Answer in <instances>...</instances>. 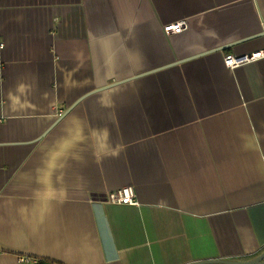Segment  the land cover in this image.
Listing matches in <instances>:
<instances>
[{"label":"crops","instance_id":"1","mask_svg":"<svg viewBox=\"0 0 264 264\" xmlns=\"http://www.w3.org/2000/svg\"><path fill=\"white\" fill-rule=\"evenodd\" d=\"M259 52L264 0H0V264L261 255Z\"/></svg>","mask_w":264,"mask_h":264},{"label":"built area","instance_id":"2","mask_svg":"<svg viewBox=\"0 0 264 264\" xmlns=\"http://www.w3.org/2000/svg\"><path fill=\"white\" fill-rule=\"evenodd\" d=\"M185 21H181L178 23L170 24L164 27V32L167 36H171L174 34H180L186 30ZM264 57V52L255 53L253 55H245L241 57H236L235 55H227L225 57V66L230 69H235L239 66L251 63L252 61H256L260 58ZM136 190L132 186L124 187V189H120L113 194H110L107 202L114 205H126V206H137V196ZM21 264H31L29 259H20Z\"/></svg>","mask_w":264,"mask_h":264},{"label":"water","instance_id":"3","mask_svg":"<svg viewBox=\"0 0 264 264\" xmlns=\"http://www.w3.org/2000/svg\"><path fill=\"white\" fill-rule=\"evenodd\" d=\"M264 264V252L250 261H225V260H213V261H200L189 264Z\"/></svg>","mask_w":264,"mask_h":264},{"label":"trees","instance_id":"4","mask_svg":"<svg viewBox=\"0 0 264 264\" xmlns=\"http://www.w3.org/2000/svg\"><path fill=\"white\" fill-rule=\"evenodd\" d=\"M40 264H42V263L40 262Z\"/></svg>","mask_w":264,"mask_h":264}]
</instances>
